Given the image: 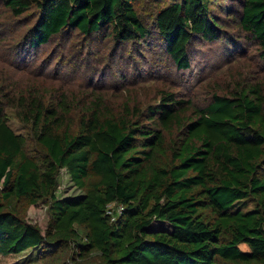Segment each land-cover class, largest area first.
I'll list each match as a JSON object with an SVG mask.
<instances>
[{"label": "trees", "instance_id": "obj_1", "mask_svg": "<svg viewBox=\"0 0 264 264\" xmlns=\"http://www.w3.org/2000/svg\"><path fill=\"white\" fill-rule=\"evenodd\" d=\"M0 1L8 12L1 27L37 9L13 40L0 38V61L13 55L23 66L7 64L29 74L57 76L77 46L67 38L74 33L82 52L96 35L115 39L109 67L116 46L131 42L159 47L177 70L190 67L193 42L230 49L249 37L264 60V0H169L155 14V33L136 0ZM50 98L29 86L12 95L0 90V255L73 245L68 264H264L263 82L242 79L201 107L164 90L145 110L127 101L115 110L94 95L77 118V102ZM3 102L30 137L11 129ZM29 141L43 150L41 164ZM62 168L79 195H55ZM39 203L49 213L44 230L26 218ZM110 203L123 206L115 219L106 213ZM62 252L57 264H66Z\"/></svg>", "mask_w": 264, "mask_h": 264}, {"label": "rangeland", "instance_id": "obj_2", "mask_svg": "<svg viewBox=\"0 0 264 264\" xmlns=\"http://www.w3.org/2000/svg\"><path fill=\"white\" fill-rule=\"evenodd\" d=\"M169 2V0H136L134 6L142 21L155 33V14ZM27 12L29 13L22 19L0 26V38L8 40L10 37V40H13L14 37L11 36L13 33L16 35L20 33H17L18 31L27 29L37 9L33 8ZM6 14L8 12L0 1V20ZM67 38L69 43L74 42L77 46L70 50L69 58L66 62L63 61L57 76L54 73L29 74L22 67L16 68L7 64L18 63L23 66V61L17 62L12 55L10 62L0 61V80H6L5 83H0V90L2 88L12 95L27 86L35 87L43 90L46 101L52 99L50 96L66 95L71 102H77L71 111V115L77 118L81 110H84L82 106L94 95H100L105 103L115 110H118L125 101L129 102L130 106L138 105L141 110H145L158 100L160 92L164 90L174 92L178 98L189 99L195 106L201 107L206 105L213 91L227 93L242 79L249 83H264V60L249 37L247 40L243 37L244 41L240 37L242 43L232 44L230 49H226L222 41L193 42L189 51L192 57L191 65L186 70H177L159 47L148 48L147 45L140 47L133 45V42L126 46H116L114 50L116 64L109 67L115 39L109 41V38L104 36L100 40L96 35L89 44L85 41L86 48L82 52L78 34H70ZM54 43L46 45V48L40 49L29 58L37 60L43 57L52 49ZM85 58H90L91 62ZM56 60L57 57L53 56L48 62L53 64ZM117 70L122 72L124 77H115L112 72L116 71L118 74ZM2 105L11 129L16 134L21 133L30 137L29 127L19 120L16 111L7 107L5 102ZM27 151L39 164L42 163L44 152L37 144L29 141ZM56 182L55 195L58 198L72 197L81 193L64 168L59 170ZM26 218L37 223L44 230L49 221L47 206L41 203L30 206ZM240 248L247 249L245 245H240ZM63 250L67 254L62 252L61 260L68 264L70 254L76 252L73 245L54 252L43 248H29L20 253L0 255V264H57L59 260L56 257ZM89 256L90 260L98 261L95 252Z\"/></svg>", "mask_w": 264, "mask_h": 264}, {"label": "built area", "instance_id": "obj_3", "mask_svg": "<svg viewBox=\"0 0 264 264\" xmlns=\"http://www.w3.org/2000/svg\"><path fill=\"white\" fill-rule=\"evenodd\" d=\"M123 211V206L121 204L110 203L106 207V213L111 216L112 219H115L117 215H120Z\"/></svg>", "mask_w": 264, "mask_h": 264}]
</instances>
